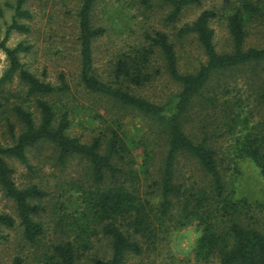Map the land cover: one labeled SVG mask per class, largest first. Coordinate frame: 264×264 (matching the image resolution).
<instances>
[{"label":"trees","instance_id":"1","mask_svg":"<svg viewBox=\"0 0 264 264\" xmlns=\"http://www.w3.org/2000/svg\"><path fill=\"white\" fill-rule=\"evenodd\" d=\"M29 1L5 3L13 13L0 39L8 60L0 76V128L4 126L6 136L0 141V190L16 212H0V226L19 228L23 240L31 244L44 234L39 213L47 191L35 182L17 185L8 159L30 168L28 148L45 142L56 148L60 163L83 159L88 177L69 237L53 242L46 255L50 264H76L95 240L106 246L90 256L92 264H168L171 236L191 225L200 230L193 249L195 264H264V202L253 203L230 188L223 157L212 142L217 133L210 128L223 124L236 158L250 160L264 179V116L254 122V108L243 107L250 104L242 103L243 88L236 93L232 88L240 78L251 90L248 100L253 97L255 105L264 108V44L248 41L253 25L264 24V0H225L222 12L205 8L177 28L174 37L162 28L145 30L111 55L104 71L96 67L94 42L108 30L93 21L95 0H82L76 14L82 85L121 109L144 116L150 131L130 140L117 124L89 141L69 133L67 112L58 115L54 96L65 82L56 85L45 73L40 76L26 66L21 55L30 44L8 45L14 31H32ZM202 2L137 0L146 10L156 3L165 6L163 20L173 27L186 8ZM216 18L225 20L229 33V45L222 50L211 26ZM188 37L194 38L204 60L182 71L176 40ZM162 74L178 87L167 99H150L138 92ZM15 79L19 88L14 91L10 85ZM181 157L195 164L199 179L181 173ZM6 239L0 233V243ZM8 264H25V257L15 254Z\"/></svg>","mask_w":264,"mask_h":264},{"label":"rangeland","instance_id":"2","mask_svg":"<svg viewBox=\"0 0 264 264\" xmlns=\"http://www.w3.org/2000/svg\"><path fill=\"white\" fill-rule=\"evenodd\" d=\"M82 0H30L28 7L33 11L34 18L28 21L32 27L30 33L14 31L8 39V45L14 46L20 41L31 45L27 53L21 55V60L32 71L46 78L56 85L65 87L54 96L58 115L67 112L70 118L69 133L89 141L94 135L108 133L111 127L120 128L130 140H139L143 135H149V121L142 115L121 109L110 99L88 91L79 77V45L77 41V10ZM225 0H203L200 5H192L181 14L180 20L166 24L163 20L167 8L155 4L152 10H146L137 0H95L93 7V21L106 26L108 32L94 42L95 64L99 71L107 68L108 60L126 44L133 43L145 30L162 28L173 33L183 23L191 22L205 8L214 7L221 10ZM12 0H0L3 13L0 14V39L4 36L7 23L11 21L13 11L5 5ZM215 29L217 48L222 50L229 45V33L226 22L222 18L212 20ZM250 44H264V24L253 25L249 35ZM182 71L194 69L204 60L201 50L192 37L176 40ZM158 64H162L158 58ZM8 66V60L0 50V76ZM238 75H243L239 73ZM241 79L232 86L233 93L241 89L242 103L246 109L254 108L252 120L257 122L264 116V108L248 100L251 93ZM19 88L17 79L10 85L14 91ZM178 89L175 82L166 74H162L143 89L138 90L150 99L163 100ZM240 95V94H239ZM238 95V96H239ZM246 97V98H245ZM196 109L197 106L195 107ZM215 127V128H214ZM192 126L188 125V131ZM197 134V124L193 125ZM210 128L217 133L212 142L217 146L223 165L226 169V181L237 195L248 198L251 202H264V179L250 160H239L231 147L228 133L223 124H212ZM4 126L0 128V141L5 140ZM223 133V134H222ZM136 158L139 149L134 150ZM27 154L31 167H27L16 159H8L14 169V179L19 186L35 182L42 186L47 195L41 202L42 209L39 218L44 223L45 232L36 244L23 240L19 228L10 229L0 226V233L7 235V239L0 243V264H8L15 254L25 257V264H50L46 255L53 242L59 238L69 237L70 222L76 210L81 206L82 189L87 182L86 162L79 157H72L65 163L58 162V152L50 143H40L28 148ZM179 169L184 176L199 179L200 172L195 164L187 157H181ZM193 175V177H192ZM0 212L15 214L14 203L0 190ZM200 230L196 225L179 230L170 238L168 247L173 252L168 264H195L193 249ZM106 246L103 240H95L94 247L87 251L76 264H92L90 256L100 254ZM163 253V252H161ZM162 256L157 257V261Z\"/></svg>","mask_w":264,"mask_h":264}]
</instances>
